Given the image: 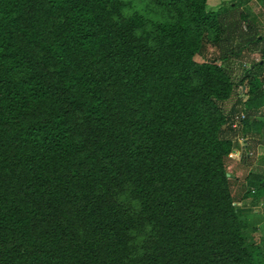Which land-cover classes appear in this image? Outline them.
I'll list each match as a JSON object with an SVG mask.
<instances>
[{
	"label": "trees",
	"instance_id": "1",
	"mask_svg": "<svg viewBox=\"0 0 264 264\" xmlns=\"http://www.w3.org/2000/svg\"><path fill=\"white\" fill-rule=\"evenodd\" d=\"M216 1L0 0V264H264V172L230 157L251 120L264 146V78L227 70L262 37L227 52Z\"/></svg>",
	"mask_w": 264,
	"mask_h": 264
},
{
	"label": "rangeland",
	"instance_id": "2",
	"mask_svg": "<svg viewBox=\"0 0 264 264\" xmlns=\"http://www.w3.org/2000/svg\"><path fill=\"white\" fill-rule=\"evenodd\" d=\"M220 1H226L227 3L233 1L236 5L235 9L226 15L223 22L225 34H227L228 38L231 39L232 42V47L229 46L227 48V52H229L232 48L234 52H237L238 50L235 45L236 42L239 41L241 35L236 27L237 22H239L240 25H252L256 36L262 37V42L260 43L254 41H251L249 43L245 42V44H247V47L246 49L241 51L240 55L238 56L227 53V55L231 58L227 70L231 74L235 83H237L238 85V81L240 79L239 77H241L243 73L241 66L243 65L242 62H244L245 67L250 66V64L259 62L261 65L259 68L261 69L256 75L257 77L260 76L264 78V57L262 56V50L264 51V7L260 4V2L258 3V0H217L216 3L219 4ZM241 17H243L245 20L240 21V19H242ZM243 31L245 30L243 29ZM233 41H235L234 44ZM223 50L225 51V48H223ZM223 50H221L219 47L208 45L205 52L201 56H197L195 59L197 62L211 60L217 58L219 54L221 55L223 53ZM236 57L239 58L236 59ZM237 93H240L239 97L241 99L246 100V96H244L242 92H240V89H238L237 87L235 89L234 95L230 98V100L223 103V113H228L230 111V108L236 104L237 100L235 94ZM234 108L235 110H240L239 105L234 106ZM258 111L259 114L257 115V117L259 119H264V108L259 109ZM251 121L247 125V131L245 130L244 132H237L238 137L240 138V143H238V141L236 142L235 139L234 150H237V152L232 153L230 156L238 165L239 171L237 170V175L242 176H240V179H248L246 183H248L249 180L255 182V175L260 173L263 174L264 172V160L260 157L262 156V154H264V149H262V147L258 149L259 146H262L261 143L251 137L256 131V128ZM246 189L253 190L248 184L246 186ZM242 203L243 205L249 204L248 207L243 206L242 208L248 223L246 235L254 242H258L264 236V204L259 200L254 201V203L245 200ZM242 203H237V206L241 207Z\"/></svg>",
	"mask_w": 264,
	"mask_h": 264
},
{
	"label": "crops",
	"instance_id": "3",
	"mask_svg": "<svg viewBox=\"0 0 264 264\" xmlns=\"http://www.w3.org/2000/svg\"><path fill=\"white\" fill-rule=\"evenodd\" d=\"M240 138L239 137H237L236 138V142L238 141V143H240V140H239ZM260 147H262V149H264V146H259L258 147V149L260 148ZM237 152V150H234L232 153H236ZM264 154H262V156H260L263 160H264ZM234 160V159H233ZM264 162V161H263ZM236 163V162H235ZM237 164V163H236ZM237 170L239 171V169L237 168Z\"/></svg>",
	"mask_w": 264,
	"mask_h": 264
},
{
	"label": "built area",
	"instance_id": "4",
	"mask_svg": "<svg viewBox=\"0 0 264 264\" xmlns=\"http://www.w3.org/2000/svg\"><path fill=\"white\" fill-rule=\"evenodd\" d=\"M243 117V116H242Z\"/></svg>",
	"mask_w": 264,
	"mask_h": 264
}]
</instances>
